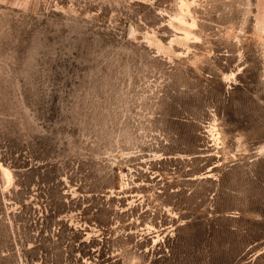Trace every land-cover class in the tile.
I'll list each match as a JSON object with an SVG mask.
<instances>
[{"label": "rangeland", "instance_id": "obj_1", "mask_svg": "<svg viewBox=\"0 0 264 264\" xmlns=\"http://www.w3.org/2000/svg\"><path fill=\"white\" fill-rule=\"evenodd\" d=\"M0 264H264V0H0Z\"/></svg>", "mask_w": 264, "mask_h": 264}, {"label": "trees", "instance_id": "obj_2", "mask_svg": "<svg viewBox=\"0 0 264 264\" xmlns=\"http://www.w3.org/2000/svg\"><path fill=\"white\" fill-rule=\"evenodd\" d=\"M19 208L20 209L15 211L14 215H13L14 216L13 224L15 226L16 233H17V230H20V231H22V234H25V231L28 229L27 228L28 225H26L27 222H30L32 224V226H37L38 225L40 227L39 232H43V230L45 229V228L43 229L44 223H39L38 221H35L34 219H28L29 213L26 212L27 210L23 211L24 208H26L25 204H20ZM22 216H26V217L22 218ZM23 219H25V220H23ZM93 221H95V223L99 224V222H98L99 220H93ZM37 222H38V224H36ZM101 226H103V225H101ZM57 238H58V236H57ZM19 240H20L19 237H17V241H19ZM42 243H43V241L36 240L34 242V244L31 246V248L33 250L41 249ZM80 243H83V242H79L78 244L80 245ZM57 262H60V261L57 260ZM67 262H70V260H67Z\"/></svg>", "mask_w": 264, "mask_h": 264}]
</instances>
